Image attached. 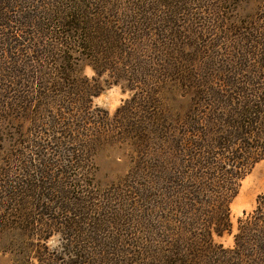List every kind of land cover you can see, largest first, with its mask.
Returning a JSON list of instances; mask_svg holds the SVG:
<instances>
[{"label":"rangeland","instance_id":"obj_1","mask_svg":"<svg viewBox=\"0 0 264 264\" xmlns=\"http://www.w3.org/2000/svg\"><path fill=\"white\" fill-rule=\"evenodd\" d=\"M248 1L3 0L0 16L4 25L0 29L8 34V47L13 50L1 51V46L0 55H10L16 69L27 73L38 61L42 77L52 83L58 58L53 53L59 45L57 32L74 33V25L79 24L75 34L90 26L93 35L99 36L98 28L106 24L121 33L134 20L148 30L140 32L147 34L139 37V52L132 51L131 68L139 83L134 89L124 78L115 79L114 67L97 73L89 58L74 52L69 54L74 70L92 86L89 100L83 97L68 105L73 93L64 97L60 92L53 95L45 91L48 96L32 101L28 114L24 110L10 120L0 117V264H102L116 256L120 264L161 263L153 253L162 244L151 242L138 248L139 233L147 228L137 225L134 212L131 169L140 148L120 123L131 119L134 102L149 99L147 94L152 91L161 106L178 109L185 103L180 93L187 83H204L215 72L223 76L231 68L239 72L236 76L241 81L259 75L258 59L247 58L238 48V35L244 32L249 17L255 16L264 28V0ZM60 21L67 24L61 27ZM126 31L127 42L135 46L138 37ZM246 34L250 36L252 31ZM44 52H51L47 59ZM154 71L161 74L143 82L148 72ZM173 72L180 78L171 76ZM259 83L264 81L259 79ZM35 88L33 81L31 90L35 92ZM63 98L64 102L57 100ZM85 105L95 121L89 127H96L99 136H92L79 148L75 131L68 135L60 130H65L64 125L77 130L75 123L87 118ZM54 120L61 125H55ZM58 184L63 185V194L53 189ZM263 197L264 158L239 181L229 202L228 229L212 235L213 251L200 255L198 264L228 259L242 222L258 201L264 203ZM116 250L112 256L111 251Z\"/></svg>","mask_w":264,"mask_h":264},{"label":"trees","instance_id":"obj_2","mask_svg":"<svg viewBox=\"0 0 264 264\" xmlns=\"http://www.w3.org/2000/svg\"><path fill=\"white\" fill-rule=\"evenodd\" d=\"M2 2L0 0V9L4 8ZM249 18L251 20H246L244 32L238 35L241 42L238 48L247 58L258 59L259 75L247 76L241 81L236 76L239 72L231 68L223 76L215 72L204 83H187L180 93L185 97V103L178 109L168 110L161 106L152 91L147 94L149 99L134 102L136 105L131 111L134 115L120 123L125 134L133 135L140 148L136 149L131 169L135 185L134 212L137 225L147 228L139 233L138 248L142 245L145 248L151 242L162 244L156 246L153 253L161 260L160 264H198L200 255L212 253V235L228 229L229 202L237 193L239 181L264 158V84L259 83V79L264 81V28L257 24L255 16ZM2 20L0 16V27L4 25ZM59 24L63 27L67 22L60 21ZM129 24L121 33L111 26L101 25L97 30L99 36L93 35L90 26L82 34H75L79 24L74 25V33L57 32L56 44L59 45L53 48V53L58 58L53 67V83L50 78L42 77L41 68L36 67L38 61L31 64L32 69L27 73L24 69H16L15 60L1 52L0 117L10 120L24 110L28 114L33 102L48 96L45 91L53 92V95L60 92L64 97L73 93L74 102L69 103L71 99L68 105L75 103L76 99L80 102L83 97L89 100L93 95L92 86L74 70L69 56L74 52L89 58L97 73L114 67L115 79L124 78L127 86L134 89L135 83H139L134 80L135 69L131 68L134 64L132 51L139 52V37L147 34L140 32L148 29L135 20ZM127 28L138 37L135 46L126 40ZM251 31L250 36L246 34ZM58 34L62 37L59 38ZM7 37L8 34L0 29L1 51L13 50L8 47L11 43ZM44 54L47 59L51 52ZM159 74L161 71L148 72L143 82ZM171 76L180 78L178 72L171 73ZM33 81H36L35 92L31 90ZM57 100L64 102V98ZM133 100L132 97L127 105ZM59 106L62 107L61 104ZM86 109L85 105L83 113L86 120L75 123L79 127L77 130L70 125H64L65 130H60L61 134L65 131L68 135L69 131L76 133L75 144L79 148L88 144L92 136L94 139L99 136L96 127H89L95 121L92 112L89 117L90 108ZM54 124L61 125L57 120ZM79 129L83 131L82 135ZM62 186L58 184L53 189L62 193ZM261 203L258 201L253 213L242 222L228 259L219 260L218 264H264V203ZM73 204H78V201ZM151 248L148 249L151 251ZM114 252L118 250L110 254L115 256ZM116 259L119 258L104 260L102 264H120ZM207 264L213 263L208 260Z\"/></svg>","mask_w":264,"mask_h":264}]
</instances>
